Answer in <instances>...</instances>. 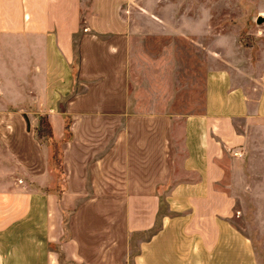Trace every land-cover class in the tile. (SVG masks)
<instances>
[{
    "label": "crops",
    "instance_id": "1",
    "mask_svg": "<svg viewBox=\"0 0 264 264\" xmlns=\"http://www.w3.org/2000/svg\"><path fill=\"white\" fill-rule=\"evenodd\" d=\"M157 1L140 25L98 0L79 33L82 0H0V264H264V81L210 69L199 111L141 108Z\"/></svg>",
    "mask_w": 264,
    "mask_h": 264
},
{
    "label": "rangeland",
    "instance_id": "2",
    "mask_svg": "<svg viewBox=\"0 0 264 264\" xmlns=\"http://www.w3.org/2000/svg\"><path fill=\"white\" fill-rule=\"evenodd\" d=\"M99 1V11L103 9L117 19L126 18L129 7H133L132 13L139 14L140 25L150 11L147 3L140 0H107L104 6ZM94 2L98 0H82L79 33L85 25L83 21L97 11ZM157 3L159 7L155 10L166 18L168 34L152 41L140 37L138 46L146 47L148 52L141 51L137 66L133 68L132 64L128 70L129 79L136 81L142 92L141 108L179 115L199 111L204 76L210 69L224 67L244 81H264V21L255 22L257 16L264 18V0H158ZM78 36L73 40L74 75ZM58 106L63 110L64 100ZM51 162L58 174V157ZM247 218L250 234L256 239L254 207L247 208ZM237 220L238 227H245L246 223Z\"/></svg>",
    "mask_w": 264,
    "mask_h": 264
},
{
    "label": "trees",
    "instance_id": "3",
    "mask_svg": "<svg viewBox=\"0 0 264 264\" xmlns=\"http://www.w3.org/2000/svg\"><path fill=\"white\" fill-rule=\"evenodd\" d=\"M64 138L67 137L68 135V123L67 121L64 120ZM36 135L38 137H44L45 140L48 142L50 146V159L51 161H54L55 156L58 157L59 159V146L56 142L53 141L52 139V134H51V128L49 126V123L47 122L46 118L39 116L37 118V128H36Z\"/></svg>",
    "mask_w": 264,
    "mask_h": 264
},
{
    "label": "water",
    "instance_id": "4",
    "mask_svg": "<svg viewBox=\"0 0 264 264\" xmlns=\"http://www.w3.org/2000/svg\"><path fill=\"white\" fill-rule=\"evenodd\" d=\"M263 21H264V18H262L260 16L256 17V20H255L256 23H260V22H263Z\"/></svg>",
    "mask_w": 264,
    "mask_h": 264
},
{
    "label": "built area",
    "instance_id": "5",
    "mask_svg": "<svg viewBox=\"0 0 264 264\" xmlns=\"http://www.w3.org/2000/svg\"><path fill=\"white\" fill-rule=\"evenodd\" d=\"M233 155H239L237 152H233Z\"/></svg>",
    "mask_w": 264,
    "mask_h": 264
}]
</instances>
